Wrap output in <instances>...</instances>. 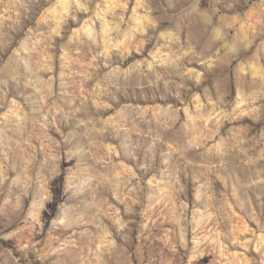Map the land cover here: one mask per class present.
I'll list each match as a JSON object with an SVG mask.
<instances>
[{
	"label": "rangeland",
	"instance_id": "obj_1",
	"mask_svg": "<svg viewBox=\"0 0 264 264\" xmlns=\"http://www.w3.org/2000/svg\"><path fill=\"white\" fill-rule=\"evenodd\" d=\"M0 264H264V0H0Z\"/></svg>",
	"mask_w": 264,
	"mask_h": 264
}]
</instances>
